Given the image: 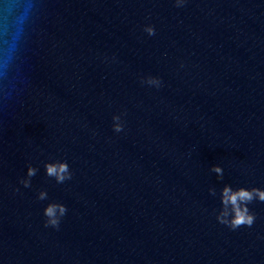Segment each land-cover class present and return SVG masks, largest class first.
<instances>
[{
  "label": "water",
  "instance_id": "1",
  "mask_svg": "<svg viewBox=\"0 0 264 264\" xmlns=\"http://www.w3.org/2000/svg\"><path fill=\"white\" fill-rule=\"evenodd\" d=\"M258 191L264 0H0V264H264Z\"/></svg>",
  "mask_w": 264,
  "mask_h": 264
},
{
  "label": "clouds",
  "instance_id": "2",
  "mask_svg": "<svg viewBox=\"0 0 264 264\" xmlns=\"http://www.w3.org/2000/svg\"><path fill=\"white\" fill-rule=\"evenodd\" d=\"M182 3V0H178V4ZM149 32H152V29H148ZM119 126H117V131H119ZM67 165L66 163H60L58 166L48 165L47 172L51 174H55L58 179H63L64 175H67ZM216 171H219V168L216 167ZM31 171V169L29 170ZM64 174V175H62ZM253 193L251 191L240 189L236 192H231L226 187L224 189L223 195V203L227 205L229 201L233 206L232 208V216L228 217V209L225 208L224 212L218 217L222 223L229 225L231 228H236L240 225H251L253 223L254 217L250 214L247 208L243 205H238L237 201H245L250 200L252 198ZM257 195L260 199H264V191H258ZM57 209H59V214H57ZM45 215L47 216L46 224H50L53 227H57L59 225L60 216L64 214L65 208L63 205H58L55 203H51L45 208Z\"/></svg>",
  "mask_w": 264,
  "mask_h": 264
}]
</instances>
